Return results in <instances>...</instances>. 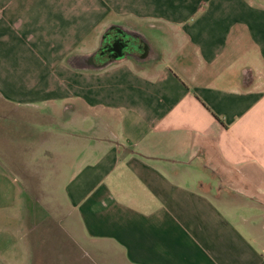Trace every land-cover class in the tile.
Masks as SVG:
<instances>
[{
    "label": "crops",
    "instance_id": "1",
    "mask_svg": "<svg viewBox=\"0 0 264 264\" xmlns=\"http://www.w3.org/2000/svg\"><path fill=\"white\" fill-rule=\"evenodd\" d=\"M116 26L149 58L91 62ZM5 84L21 188L103 264H264V0H0Z\"/></svg>",
    "mask_w": 264,
    "mask_h": 264
},
{
    "label": "rangeland",
    "instance_id": "2",
    "mask_svg": "<svg viewBox=\"0 0 264 264\" xmlns=\"http://www.w3.org/2000/svg\"><path fill=\"white\" fill-rule=\"evenodd\" d=\"M97 42L98 39L90 43V47H96ZM7 90V84L0 86V93L7 94ZM7 103L0 95V264H103L102 256L89 254L71 238L67 223L59 226L40 206L53 202L62 182L51 185L46 180L48 172L41 171L37 190L28 192L21 188L18 169L28 146L24 138L35 135L39 139L48 132L41 117L44 111L27 112L30 119L14 121ZM64 169L66 174L67 168Z\"/></svg>",
    "mask_w": 264,
    "mask_h": 264
},
{
    "label": "flooded vegetation",
    "instance_id": "3",
    "mask_svg": "<svg viewBox=\"0 0 264 264\" xmlns=\"http://www.w3.org/2000/svg\"><path fill=\"white\" fill-rule=\"evenodd\" d=\"M97 51L98 53L90 57V61H100L103 65L114 61L120 55L144 61L151 54L150 48L139 43V40L127 28L117 26L109 28L104 33Z\"/></svg>",
    "mask_w": 264,
    "mask_h": 264
},
{
    "label": "water",
    "instance_id": "4",
    "mask_svg": "<svg viewBox=\"0 0 264 264\" xmlns=\"http://www.w3.org/2000/svg\"><path fill=\"white\" fill-rule=\"evenodd\" d=\"M124 58H125L124 55H120V56L116 57L115 60H116V61H119V60H122V59H124ZM115 60H114V61H115Z\"/></svg>",
    "mask_w": 264,
    "mask_h": 264
},
{
    "label": "trees",
    "instance_id": "5",
    "mask_svg": "<svg viewBox=\"0 0 264 264\" xmlns=\"http://www.w3.org/2000/svg\"><path fill=\"white\" fill-rule=\"evenodd\" d=\"M110 28H111V27H110ZM107 31H108V30H107ZM107 31H106V32H107ZM95 53H98V51L94 52V54H95Z\"/></svg>",
    "mask_w": 264,
    "mask_h": 264
}]
</instances>
